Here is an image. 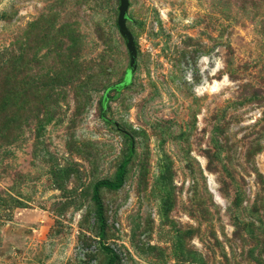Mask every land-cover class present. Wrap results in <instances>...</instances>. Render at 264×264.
I'll return each instance as SVG.
<instances>
[{"label":"rangeland","instance_id":"obj_1","mask_svg":"<svg viewBox=\"0 0 264 264\" xmlns=\"http://www.w3.org/2000/svg\"><path fill=\"white\" fill-rule=\"evenodd\" d=\"M128 1L134 70L119 0H0V264H264V0Z\"/></svg>","mask_w":264,"mask_h":264},{"label":"trees","instance_id":"obj_2","mask_svg":"<svg viewBox=\"0 0 264 264\" xmlns=\"http://www.w3.org/2000/svg\"><path fill=\"white\" fill-rule=\"evenodd\" d=\"M21 90L23 91L24 89L20 87L18 90L16 89L13 90L12 86H9V83H7V77L5 75L0 87V117H2L0 130L4 132H8L9 130L8 120L10 119V115L8 113V107L6 105L8 93L9 91H12L14 95L17 96L22 94ZM131 142L132 141H130V143ZM133 153H134V148L129 147L126 154H124L121 161L117 165V169L114 173V176L112 178L99 179L92 186L91 199L95 206L96 219L98 222L99 238H103L105 234L104 205L99 190L101 188H106L108 190L115 191L122 187L123 182L126 178V174L128 172L127 167L130 163ZM101 248L104 252L108 254V259L105 264H113L116 259V255L114 251L103 244L101 245Z\"/></svg>","mask_w":264,"mask_h":264},{"label":"water","instance_id":"obj_3","mask_svg":"<svg viewBox=\"0 0 264 264\" xmlns=\"http://www.w3.org/2000/svg\"><path fill=\"white\" fill-rule=\"evenodd\" d=\"M129 6L128 0H119L118 15H117V26L120 34L126 39V47L129 54V64L132 70L136 67V47L135 40L132 33L126 26L127 10Z\"/></svg>","mask_w":264,"mask_h":264},{"label":"clouds","instance_id":"obj_4","mask_svg":"<svg viewBox=\"0 0 264 264\" xmlns=\"http://www.w3.org/2000/svg\"><path fill=\"white\" fill-rule=\"evenodd\" d=\"M203 59L206 61V60H207V57H204ZM218 64H219V62H218ZM220 83H223V84H227V83H229L227 75H225L224 80H223L222 82H220ZM218 86H219V85H218L216 82H214V83H213L212 90H213V91H216V90L218 89Z\"/></svg>","mask_w":264,"mask_h":264}]
</instances>
